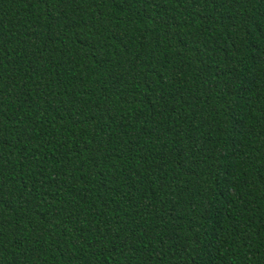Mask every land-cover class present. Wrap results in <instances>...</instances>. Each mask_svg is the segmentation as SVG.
<instances>
[{"label": "trees", "instance_id": "1", "mask_svg": "<svg viewBox=\"0 0 264 264\" xmlns=\"http://www.w3.org/2000/svg\"><path fill=\"white\" fill-rule=\"evenodd\" d=\"M0 264H264V0H0Z\"/></svg>", "mask_w": 264, "mask_h": 264}]
</instances>
